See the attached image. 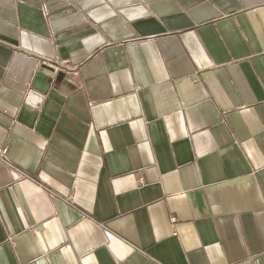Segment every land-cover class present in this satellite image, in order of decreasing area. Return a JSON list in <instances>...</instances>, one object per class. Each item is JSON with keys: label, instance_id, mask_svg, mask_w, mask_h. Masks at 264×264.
I'll use <instances>...</instances> for the list:
<instances>
[{"label": "crops", "instance_id": "obj_1", "mask_svg": "<svg viewBox=\"0 0 264 264\" xmlns=\"http://www.w3.org/2000/svg\"><path fill=\"white\" fill-rule=\"evenodd\" d=\"M0 150V264H264V0H0Z\"/></svg>", "mask_w": 264, "mask_h": 264}, {"label": "water", "instance_id": "obj_2", "mask_svg": "<svg viewBox=\"0 0 264 264\" xmlns=\"http://www.w3.org/2000/svg\"><path fill=\"white\" fill-rule=\"evenodd\" d=\"M46 81V76L43 73H39L36 78V83L40 86V89L45 90L44 82Z\"/></svg>", "mask_w": 264, "mask_h": 264}, {"label": "built area", "instance_id": "obj_3", "mask_svg": "<svg viewBox=\"0 0 264 264\" xmlns=\"http://www.w3.org/2000/svg\"><path fill=\"white\" fill-rule=\"evenodd\" d=\"M5 151L4 150H0V158H4L5 157ZM173 221H175L174 219H173Z\"/></svg>", "mask_w": 264, "mask_h": 264}]
</instances>
